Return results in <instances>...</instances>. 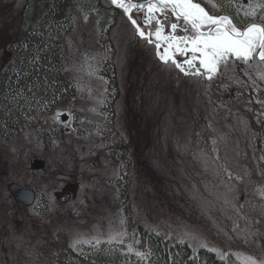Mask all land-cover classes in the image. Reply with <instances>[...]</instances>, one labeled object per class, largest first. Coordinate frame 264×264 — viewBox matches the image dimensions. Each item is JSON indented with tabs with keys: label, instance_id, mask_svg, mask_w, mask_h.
I'll return each mask as SVG.
<instances>
[{
	"label": "rangeland",
	"instance_id": "1",
	"mask_svg": "<svg viewBox=\"0 0 264 264\" xmlns=\"http://www.w3.org/2000/svg\"><path fill=\"white\" fill-rule=\"evenodd\" d=\"M111 6L120 11L115 13L114 24L106 32L107 50L100 53L99 48H86L84 41L88 38L83 35L84 29L99 30L101 17L97 13ZM74 7H81L85 18L75 15ZM134 14L144 22L145 13ZM52 20L57 23L55 32L71 34L73 46L65 58L76 81L68 82L58 98L46 104L51 111L46 127L33 124V113L29 111L16 135L11 126L9 133L0 137V264H63L37 248L46 238L57 237L62 231L70 234L72 246L77 241H96L81 243L76 247L79 250L93 251L122 243L128 236L116 242H112V236L123 231L131 234L135 225L132 216L143 227L189 241L197 250L223 249L212 241L200 222L177 217L166 206L159 222H155L137 204L148 186L141 182L138 187L135 179L137 149L142 147L135 119L143 113L145 91L130 92V79L137 81V88L150 83L154 86L181 79L182 71L164 63L157 46L139 35L126 10L114 0H0V65L15 51L32 52L35 42L52 30ZM76 21L82 26L77 35L72 34ZM260 70L236 62V67L215 80L199 76L193 80L210 86L218 82L221 89L227 83L260 89L264 87V80L256 82ZM162 91L158 98L166 95ZM22 94L27 101L31 99L27 91L22 90ZM69 109L76 116L72 124L65 122L71 120ZM61 110L65 111L63 120L57 119ZM170 112L168 129L173 124V110ZM236 138L224 126H211V132L206 131L202 137L200 151L206 160H214L211 167L219 169L223 184L221 189L211 191L217 210L223 214L224 204H233L239 213V225L248 228L249 221L243 218L245 204L239 201L244 197L247 180L244 161L248 166L262 165L264 152L262 156L252 153L248 149L257 151L255 145ZM190 149L185 146L183 150ZM165 152H169V146ZM39 160L47 164L37 167ZM17 182L35 188L38 202L28 204L19 199L13 189ZM259 196L264 207V194L260 192ZM97 237L104 240L99 247ZM237 259L238 264H245L238 256Z\"/></svg>",
	"mask_w": 264,
	"mask_h": 264
},
{
	"label": "trees",
	"instance_id": "2",
	"mask_svg": "<svg viewBox=\"0 0 264 264\" xmlns=\"http://www.w3.org/2000/svg\"><path fill=\"white\" fill-rule=\"evenodd\" d=\"M118 11L120 8L111 6L97 13L101 17L100 29L91 31L85 28L83 31L88 38L84 41L86 48H99L100 53L107 50L106 32L112 28L113 17ZM73 13L85 18L81 7H74ZM79 22L76 21L77 28L72 34L77 35L81 29ZM56 25V21L52 20V30L47 32L48 36L43 35L35 42L32 52L15 51L9 60L0 65V137L8 134L11 126L15 128L13 134L16 135L18 125L23 124L22 120L29 111L33 113V124L46 127L51 121V111L46 104L58 98L68 82L76 81L65 58L73 46L71 34L55 32L53 28ZM180 73L179 80L171 79L170 83L162 81L154 86L150 83L139 88L136 87L137 81L130 79V92L131 89L133 94L145 91L143 113L140 119H135L142 146L141 150L137 149L135 179L138 187H141V182L143 186L145 182L148 186H145L137 204L147 218L155 222L163 216L165 206L176 212L177 217L200 222L214 243L222 246L227 253L234 254L225 259L224 254L215 251L214 247L197 250L189 241L143 227L134 216V230L122 243L104 245L93 251L79 250L71 245L70 234L62 231L57 237H48L37 246L41 254L52 256L63 264H238L237 252L264 258V207L259 196L264 188V162L248 166V162L244 161L247 163V180L244 182V197L239 201L245 204L243 218L247 217L249 221L247 228L239 225V213L233 204H224L223 214L217 210L211 191L217 187L221 189L223 184L219 169L211 167L214 160H206L200 151L206 131L209 133L211 126L219 125L224 126L232 136L255 145L257 151L254 148L248 150L262 156L264 90L229 83L221 89L218 82L213 86L208 83L203 85L193 80L194 76ZM162 89L166 95L161 99L158 94ZM22 90L32 95L29 101ZM153 90L156 94L151 93ZM167 109H170L169 112L173 110V124L171 122L169 129ZM157 134L158 140L155 139ZM167 142L168 153L165 152ZM185 146L191 149L184 152ZM132 246L150 253L148 259L132 253Z\"/></svg>",
	"mask_w": 264,
	"mask_h": 264
},
{
	"label": "snow or ice",
	"instance_id": "3",
	"mask_svg": "<svg viewBox=\"0 0 264 264\" xmlns=\"http://www.w3.org/2000/svg\"><path fill=\"white\" fill-rule=\"evenodd\" d=\"M114 3L126 10L139 35L157 46L166 65L189 76L215 80L236 67V62H244L261 69L257 83L264 80V0L248 3L245 0H114ZM136 11L145 13L143 23L134 14ZM261 90L264 88L257 89ZM68 112L71 120L65 122L72 124L76 116L70 109ZM64 115L65 111L61 110L57 119L63 120ZM261 193L264 194V188ZM129 235L127 231L114 234L112 242ZM96 240H99L97 247L104 243L99 237ZM95 242L77 241L74 247ZM130 251L145 259L150 255L135 246ZM215 251L224 254L223 249ZM233 254H224L225 259ZM235 255L245 264H264V259L255 255Z\"/></svg>",
	"mask_w": 264,
	"mask_h": 264
},
{
	"label": "water",
	"instance_id": "4",
	"mask_svg": "<svg viewBox=\"0 0 264 264\" xmlns=\"http://www.w3.org/2000/svg\"><path fill=\"white\" fill-rule=\"evenodd\" d=\"M46 164L47 163L45 160H39L37 161L36 166L44 167ZM13 189L15 191L16 196L24 202H27L28 204L37 203L39 200L38 191L31 186H27L21 182H17L14 184Z\"/></svg>",
	"mask_w": 264,
	"mask_h": 264
},
{
	"label": "flooded vegetation",
	"instance_id": "5",
	"mask_svg": "<svg viewBox=\"0 0 264 264\" xmlns=\"http://www.w3.org/2000/svg\"><path fill=\"white\" fill-rule=\"evenodd\" d=\"M169 31H171V29H169Z\"/></svg>",
	"mask_w": 264,
	"mask_h": 264
}]
</instances>
